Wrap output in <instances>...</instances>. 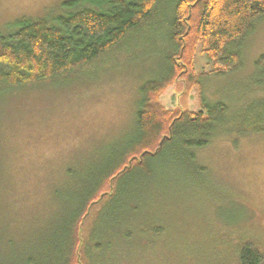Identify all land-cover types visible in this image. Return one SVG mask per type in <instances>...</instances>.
Instances as JSON below:
<instances>
[{"label": "rangeland", "instance_id": "rangeland-1", "mask_svg": "<svg viewBox=\"0 0 264 264\" xmlns=\"http://www.w3.org/2000/svg\"><path fill=\"white\" fill-rule=\"evenodd\" d=\"M66 1L0 0V33H10V25L23 16L64 13L61 5ZM171 19L167 8H161L120 50L70 81L0 96V264H26L29 259L39 263L59 247L93 176L110 167L135 138L140 87L168 72ZM227 51L240 57L236 71L203 76L186 95L184 85L177 83L164 91L161 104L197 113L205 111L206 104L221 102L235 114L264 99V70L256 64L264 56V20ZM194 68L197 74L212 70L199 51ZM194 154V165L205 170L204 176L180 169L185 152L176 144L174 152L165 151L149 163L148 177L135 175L121 182L117 205L101 202L95 207L86 229L100 226L97 232L103 236L104 223L121 210V216L131 217L125 229L137 236L135 240L143 238L137 243L144 250L140 258L122 262L110 253L108 259L118 264H170V256L182 253L179 243L211 235L207 224L212 220L232 225L229 232L239 236L251 237L256 231L264 241V229L253 213L264 215V132L217 137ZM196 183L208 191L216 189L219 195L209 193L220 197L219 203ZM148 228L162 233L149 236ZM114 239L108 235L102 242L111 248Z\"/></svg>", "mask_w": 264, "mask_h": 264}, {"label": "trees", "instance_id": "trees-1", "mask_svg": "<svg viewBox=\"0 0 264 264\" xmlns=\"http://www.w3.org/2000/svg\"><path fill=\"white\" fill-rule=\"evenodd\" d=\"M61 6L64 13L53 17L23 16L10 25V33H0V96L83 75L90 65L120 50L131 34L142 30L163 7L172 15L168 40L173 50L167 59V74L140 87L135 138L110 167L93 176L92 187L81 197L59 247L39 263L29 259L26 264H105V257L112 256L110 253L122 262L140 258L144 250L137 243L143 238L135 240L137 236L125 229L126 225L131 226L127 222L130 215L121 216V210L111 213V220L103 225V236L97 232L102 227L90 230L85 226L101 202L115 206L122 181L135 175L148 177L149 163L165 151L174 152L176 144L185 152L186 161L181 162L180 169L192 176H204L205 170L194 165L195 150L207 147L217 137L264 132V99L235 114H229L221 102L206 104L205 111L197 113L169 110L160 102L164 91L177 83L184 85L186 95L203 76H223L236 71L241 66L240 57L227 48L246 38L254 24L264 20V0H69ZM197 51L212 66L208 74L195 72ZM256 64L264 70V56ZM196 184L206 196L213 191L218 193ZM213 199L218 204L220 197ZM253 213L258 227L264 229V215L254 209ZM207 227L211 235H205L204 241L186 239L179 243L182 253L180 250L174 259L170 256L169 263L264 264V241L256 231L251 237L239 236L229 232L232 225L224 226L213 220ZM147 231L154 237L162 233ZM108 235L115 238V246L111 248L102 242V237Z\"/></svg>", "mask_w": 264, "mask_h": 264}]
</instances>
